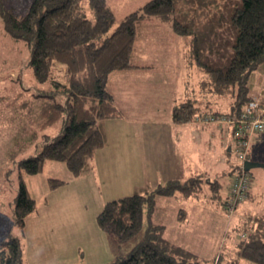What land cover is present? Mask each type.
Instances as JSON below:
<instances>
[{"label":"trees","instance_id":"1","mask_svg":"<svg viewBox=\"0 0 264 264\" xmlns=\"http://www.w3.org/2000/svg\"><path fill=\"white\" fill-rule=\"evenodd\" d=\"M0 15L1 27L10 38L27 45L26 65L45 87L36 95L41 97V103L37 105L39 125L32 132L33 138H37L39 130L62 123L57 135L45 134L40 149L19 161L14 223L22 232L27 217L37 208L24 175L39 173L48 160H58L79 176L91 168L95 152L106 144L100 123L121 114L108 88V77L115 70L134 66L131 59L139 23L155 18L168 22L182 39L184 60L189 59L202 73L200 96L229 98L227 111L202 113L200 118L238 116L251 100L252 74L264 62V0H146L113 29L116 18L109 0H32L22 14L15 5L0 0ZM199 101L188 97L176 103L172 110L174 121H194L201 110ZM65 183L57 178L49 180L51 188ZM210 183L218 190V181ZM202 185L200 177L173 179L107 201L96 220L100 228L116 234L120 241L132 238L141 229L144 212L149 222L140 241L111 264H244L242 259L264 264L261 212L246 216L244 230L239 233L242 236L230 258L224 259L232 253L230 247L206 260L165 236V225L153 219L158 210L157 197L172 196L178 191L188 197L198 194ZM233 227L227 231L230 240L232 233L239 231ZM22 244L19 235L2 237L0 264H25Z\"/></svg>","mask_w":264,"mask_h":264},{"label":"rangeland","instance_id":"2","mask_svg":"<svg viewBox=\"0 0 264 264\" xmlns=\"http://www.w3.org/2000/svg\"><path fill=\"white\" fill-rule=\"evenodd\" d=\"M4 1L7 5H15L17 11L22 14L32 0ZM109 1L116 18L113 29L127 13L144 4L146 0ZM137 30L136 51L141 48L149 32H157L156 37L160 40L164 39L172 43L176 38L165 34L166 30H173L169 23L157 18L139 23ZM180 41L182 40L179 39V44ZM176 46L177 44L175 48ZM157 51L163 54L161 58L156 57L157 61L163 60L164 54L167 53ZM182 52L183 49L180 55ZM28 58L27 45L24 42L12 40L0 24V239L10 233L19 235L26 256L25 264L88 263L94 255L95 243L92 233L99 230L96 216L106 202L151 189L158 185V181L154 184L149 181L148 174L142 165L144 162L137 168L132 166L128 172L124 171L122 174H114V164L110 161L102 162L99 174L87 171L84 175L74 176L65 162L48 160L41 172L24 175L26 187L29 194L36 200L37 208L27 217L28 223L22 232L14 223L15 197L20 185L19 161L40 149L41 140L45 134L57 135L62 127L59 121L44 130H39L37 138L34 139L32 136V132L37 130L39 125L37 105L41 103V97L36 95L45 87L38 83L29 71L26 65ZM138 59L137 56L135 60ZM181 64L182 61L178 64L180 67L176 68L180 73H182ZM191 65L193 66L191 70H186L190 74L184 75L190 83H185L188 88L183 89L185 93L182 99L198 98L199 103H202L199 115L204 112H213L218 106L209 105L206 102L208 98L212 100V96H197L198 90L195 88L202 73L198 71L196 74L197 67H194L196 65L194 63ZM253 73V75L264 76V66H260ZM62 74L58 70L57 75L61 80L64 77ZM185 79L183 77V80H180L183 86ZM182 99L181 101L184 100ZM220 99H226V97L221 96ZM107 122L108 120H103L100 123L103 132L107 129ZM213 125L217 127L211 126L209 130L214 132V136L207 137L205 131L195 146L201 155V157L198 156V160H204L208 171L205 174H194V176L202 178L203 185L218 181V190H215L216 188L212 185L207 189L205 185L206 190L199 196L201 198L199 202H205L201 208L197 207L196 203L182 202L177 197L158 196V210L153 217L154 220L161 217L163 215L161 206L167 203L169 213L167 212L165 220L167 225L165 236L206 260L213 259L216 254L225 250L226 246L231 248L232 253L230 252V256L224 259L234 256L239 237L242 236L239 233L241 234L244 230L243 221L246 216L264 213V135L251 142L249 148V160L259 162L261 165L248 170L250 174L248 197L244 198L235 210H231L226 205L230 183L240 170L239 166L243 160L236 151L231 126L217 123ZM50 178L62 179L66 183L51 188ZM177 194L182 193L178 191ZM183 205H187L186 208L189 210L186 219L181 217L184 211L180 208ZM148 223V216L144 212L143 225L132 238L120 241L116 234L112 232L110 234L117 238V244H120L126 255L143 237ZM233 226L239 231L232 233L234 240L233 238L230 240L227 231ZM241 261L244 264H254L246 259Z\"/></svg>","mask_w":264,"mask_h":264},{"label":"crops","instance_id":"3","mask_svg":"<svg viewBox=\"0 0 264 264\" xmlns=\"http://www.w3.org/2000/svg\"><path fill=\"white\" fill-rule=\"evenodd\" d=\"M165 34L176 37L175 41L172 43L164 39L160 40L156 37L157 32H149L141 48L132 55L131 60L134 66L110 73L107 85L121 114L118 117L107 119V129L104 132L106 144L95 152L91 168L87 171L99 174L101 163L110 161L114 164V174H122L124 171L128 172L132 166L137 168L144 162L142 165L148 174L149 181L153 184L156 181L158 184H165L173 179L185 181L194 174H205L208 171L204 160H198V156L201 157V155L195 148L196 143L205 131L207 137L214 136V132L209 130L211 126H215L213 124H226L205 121L200 118V115L188 123L174 121L173 107L181 101L185 93L183 89L188 88L185 83L190 82L185 79V73L189 75L190 73L186 70H191L193 66L191 62L184 60L183 52L180 55V51L182 49L184 51L185 48L181 41L179 44V39L182 40L179 35L174 30H166ZM157 50L167 53L161 61H157L156 57L161 58L163 54ZM137 56L139 59L135 60ZM180 61H182L180 68L182 73L176 69L180 67L178 66ZM260 66H264V62ZM198 71L200 70L197 67L196 74ZM253 74L250 80V94L259 95L264 104V76ZM183 77L184 86L180 84ZM199 81L195 89L198 90L197 96L201 97ZM211 96L213 99L208 98L206 102L209 105L218 106L214 111L221 112L229 109V98L220 99L216 95L206 97ZM261 136H255L251 142L260 139ZM210 184L202 185V190L198 194L188 197L182 194L162 197H177L182 202L190 201V204L196 203L197 207L201 208L205 202H199L201 199L199 196L206 190L205 185L208 189ZM186 206L183 205L180 208L184 211L181 216L184 219L189 214ZM161 211L163 215L155 221L163 223L166 232L165 220L167 212L169 213L167 203L161 206ZM27 223L26 219L25 226ZM98 227L99 230L92 233L95 243L94 255L90 262L80 264H111L117 256L125 255L120 244H117V238L100 228L99 225ZM25 260L29 263L28 259L25 258Z\"/></svg>","mask_w":264,"mask_h":264},{"label":"built area","instance_id":"4","mask_svg":"<svg viewBox=\"0 0 264 264\" xmlns=\"http://www.w3.org/2000/svg\"><path fill=\"white\" fill-rule=\"evenodd\" d=\"M209 122H219L230 125L233 130L235 147L243 160L240 170L235 174L227 197V207L235 210L236 204L244 198L250 188V174L244 168V160L248 158L251 140L254 136L264 135V104L257 94L251 95V100L238 116L207 115L201 118Z\"/></svg>","mask_w":264,"mask_h":264},{"label":"water","instance_id":"5","mask_svg":"<svg viewBox=\"0 0 264 264\" xmlns=\"http://www.w3.org/2000/svg\"><path fill=\"white\" fill-rule=\"evenodd\" d=\"M257 165H261V163L253 162V161H250L249 159L244 160V168L246 170L250 169L251 167L257 166Z\"/></svg>","mask_w":264,"mask_h":264}]
</instances>
